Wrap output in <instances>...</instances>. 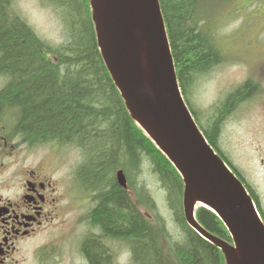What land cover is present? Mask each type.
<instances>
[{
	"label": "trees",
	"instance_id": "obj_1",
	"mask_svg": "<svg viewBox=\"0 0 264 264\" xmlns=\"http://www.w3.org/2000/svg\"><path fill=\"white\" fill-rule=\"evenodd\" d=\"M53 1L65 9L69 26L60 45L42 40L38 44L28 30L0 25V69L10 79L3 92L9 119L26 137L72 146L82 154L77 179L95 194L97 204L90 219L100 233L83 245L88 264H111L110 239L129 244L133 264H224L219 249L186 224L181 177L129 116L98 51L84 0ZM159 3L181 92L207 140L216 147L222 117L254 87L247 80L216 105L206 125H201L187 92L193 78L220 58L216 37L202 25L207 10L203 0ZM143 160L166 190L168 206L183 231L180 240L154 224L140 208L142 201L134 202L116 181L118 168L125 175L129 171L135 174ZM246 186L259 209L254 193ZM149 207L153 208L151 201ZM195 218L209 233L230 241L212 211L198 207Z\"/></svg>",
	"mask_w": 264,
	"mask_h": 264
},
{
	"label": "water",
	"instance_id": "obj_2",
	"mask_svg": "<svg viewBox=\"0 0 264 264\" xmlns=\"http://www.w3.org/2000/svg\"><path fill=\"white\" fill-rule=\"evenodd\" d=\"M90 7L100 55L130 117L182 176L186 223L220 249L225 264H264V223L184 101L159 0H90ZM117 180L126 187L122 170ZM197 205L219 217L231 242L196 221Z\"/></svg>",
	"mask_w": 264,
	"mask_h": 264
},
{
	"label": "rangeland",
	"instance_id": "obj_3",
	"mask_svg": "<svg viewBox=\"0 0 264 264\" xmlns=\"http://www.w3.org/2000/svg\"><path fill=\"white\" fill-rule=\"evenodd\" d=\"M16 1L20 2L26 22L42 41L57 46L66 40L69 26L62 6L53 0ZM203 7L208 15L203 16L202 25L216 37L220 58L193 78L187 97L200 123L206 125L215 112L214 107L228 94L247 80L253 85L249 99L245 103L239 99L221 120L216 145L249 185L264 213V98L261 97L264 96V0H203ZM55 154L56 163L66 171L81 155L79 150L73 148L71 152L67 146L58 147ZM125 178L129 185L127 194L136 203L138 198L142 201L140 208L144 214H149L154 224L163 226L169 236L180 240L182 228L168 206L166 190L151 165L143 160L135 174L129 171ZM150 201L153 208L149 207ZM85 229L80 226L67 233L63 224L38 233L18 247L14 253L16 264L80 261L72 249ZM50 240L39 250V246ZM110 242H113L111 264H133L127 242L113 239Z\"/></svg>",
	"mask_w": 264,
	"mask_h": 264
},
{
	"label": "flooded vegetation",
	"instance_id": "obj_4",
	"mask_svg": "<svg viewBox=\"0 0 264 264\" xmlns=\"http://www.w3.org/2000/svg\"><path fill=\"white\" fill-rule=\"evenodd\" d=\"M84 2L88 8L89 0ZM0 25L22 27L40 44L41 39L26 22L20 2L16 0H0ZM9 83V76L0 69V264H16L14 253L22 242L63 224L67 233L80 226L86 228L72 250L80 256V261L73 264H88L83 245L88 238L100 233L90 219L97 204L95 194L77 179L82 154L71 163L69 171L61 170L55 153L63 146L31 140L13 126L3 92ZM248 99L244 97L242 103ZM262 107L264 109V102ZM67 147L73 152L74 147ZM49 242L51 240L39 246V250ZM108 243L111 256L113 242Z\"/></svg>",
	"mask_w": 264,
	"mask_h": 264
}]
</instances>
